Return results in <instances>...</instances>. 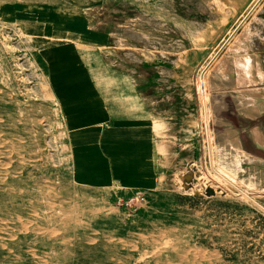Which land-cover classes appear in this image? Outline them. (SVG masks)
<instances>
[{
	"label": "rangeland",
	"instance_id": "374dc122",
	"mask_svg": "<svg viewBox=\"0 0 264 264\" xmlns=\"http://www.w3.org/2000/svg\"><path fill=\"white\" fill-rule=\"evenodd\" d=\"M243 2L0 0V264H264V211L226 179L240 189L262 180L238 177L243 158L223 154L221 145L228 119L254 125L232 114L226 95L233 72L240 74L230 45L241 27L204 73L214 168L198 84ZM222 59L230 70L218 67ZM64 64L73 67L61 81L76 87L101 85L117 95L125 85H150L161 97L165 131L175 105L181 114L185 93L192 95L196 140L206 153L204 163L199 153L192 163L196 187L217 196L202 201L201 215H167L160 202L132 214L116 195L71 184L61 110L67 95L55 90L53 74ZM246 92L253 103L256 92ZM250 195L264 206V194Z\"/></svg>",
	"mask_w": 264,
	"mask_h": 264
},
{
	"label": "crops",
	"instance_id": "0c3cea01",
	"mask_svg": "<svg viewBox=\"0 0 264 264\" xmlns=\"http://www.w3.org/2000/svg\"><path fill=\"white\" fill-rule=\"evenodd\" d=\"M246 12L245 21L231 40L230 51L231 58L250 56L255 82L237 84V72H233L232 92L226 95L233 101L232 114L240 119L250 118L254 125H234L227 117L224 128L228 136L221 145L222 153L236 150L238 158L246 159L239 164L238 177H246L247 181L248 176H259L262 180L255 189L249 186L241 189L260 195L264 194V0H245L235 14V27ZM69 67L73 65H56L53 74L57 77L55 90H66L67 95L61 110L69 148L71 184L84 191L116 195L115 204L117 197L141 189L149 205L161 203L159 212L174 215L176 210H186L193 214L190 217L201 215L202 201L211 204L217 196L207 195V185L202 187L204 194L196 187L192 163L198 162V153L204 163L206 153L203 156V146L196 140L192 95L185 93L186 103L181 106V114L175 105L171 130L165 131L161 97L152 93L155 89L150 85H125L119 94L109 95L105 86L76 87L74 81L62 82V77L71 71ZM112 83L113 86L120 84H115L114 79ZM247 90L257 94L253 103L245 101ZM256 131L262 137V144L256 140ZM234 137L241 141L242 151L231 143ZM207 155L209 160V147ZM193 188L196 191L189 193ZM142 208L145 206L132 214Z\"/></svg>",
	"mask_w": 264,
	"mask_h": 264
},
{
	"label": "bare ground",
	"instance_id": "6f19581e",
	"mask_svg": "<svg viewBox=\"0 0 264 264\" xmlns=\"http://www.w3.org/2000/svg\"><path fill=\"white\" fill-rule=\"evenodd\" d=\"M5 8V7H4ZM12 14V13H11ZM137 36V35H136ZM125 55V54H124ZM123 54H121L123 60L121 61L122 65H126L125 61H126V58ZM236 64V66L239 67V70H240V74L238 75V77L236 78V83L238 84H241V83H244V82H255V78H254V69L252 68V61L250 59V56L247 55V54H243V55H239L237 56L236 59H234ZM235 64V63H234ZM218 67L221 69V70H224L225 72L230 70V66L227 62V60H224L222 59L220 61V63L218 64ZM237 69V68H236ZM238 73V71H237ZM198 84H199V87L201 88L202 90V95L204 96L203 99L204 101H206L207 103V99H208V93H207V90H206V79H205V74H204V77H199V81H198ZM203 87L205 88V93L203 92ZM250 93V92H248ZM254 93V92H252ZM256 94V93H254ZM251 96H255V95H252L250 94ZM250 97V96H249ZM252 98V97H251ZM249 99V98H247ZM253 100V99H252ZM254 102V101H253ZM259 109V108H258ZM255 136H256V140H258V143L259 144H262V137L261 135L256 131L255 132ZM228 140V139H227ZM231 143H233L234 147H238L240 149V151H242V143L239 139H237L236 137L234 138H231L230 139ZM212 148H213V145H212ZM248 154V153H247ZM245 157V156H244ZM242 159V158H241ZM245 159V158H243ZM246 160V159H245ZM249 160V159H248ZM252 162V161H251ZM225 182V181H224ZM230 183V182H229ZM242 194V193H241Z\"/></svg>",
	"mask_w": 264,
	"mask_h": 264
},
{
	"label": "water",
	"instance_id": "95a60500",
	"mask_svg": "<svg viewBox=\"0 0 264 264\" xmlns=\"http://www.w3.org/2000/svg\"><path fill=\"white\" fill-rule=\"evenodd\" d=\"M247 13H245V16L242 18V20L240 21V23H238L235 27V29L231 32V34L226 38L225 42L216 50V54L213 56V58L210 59V61L207 63L206 67L203 69L204 72L202 73V77H204V73L206 71V69L208 68V66L210 65V63L215 59V57H217V55L220 53V51L225 47V44L232 38V36L235 34V32L241 27L242 23L245 21L246 17H247ZM203 92L205 93V88L203 87ZM204 103V117H205V124L207 127V138H208V142H209V160H211V166L214 168L213 165V159H212V143L210 142V124H209V118H208V108L206 106V101L203 102ZM226 179V178H225ZM228 182H230L234 187H236L240 193L248 196L251 200H253L263 211H264V206L259 203L256 199H254L250 194L245 193L243 190H241L239 187H237L234 183H232L230 180L226 179ZM207 194L209 195V192L207 190Z\"/></svg>",
	"mask_w": 264,
	"mask_h": 264
},
{
	"label": "built area",
	"instance_id": "2783aa9c",
	"mask_svg": "<svg viewBox=\"0 0 264 264\" xmlns=\"http://www.w3.org/2000/svg\"><path fill=\"white\" fill-rule=\"evenodd\" d=\"M146 202H147V197L145 195V192L139 189L129 195L126 196L121 195L117 197L116 205L121 209L122 208L125 209L129 213H134L138 209H140V207L144 205Z\"/></svg>",
	"mask_w": 264,
	"mask_h": 264
}]
</instances>
